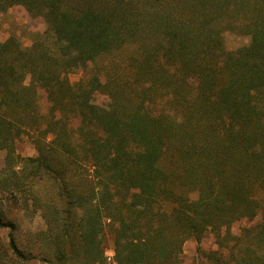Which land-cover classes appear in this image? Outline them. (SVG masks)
<instances>
[{"label":"trees","instance_id":"1","mask_svg":"<svg viewBox=\"0 0 264 264\" xmlns=\"http://www.w3.org/2000/svg\"><path fill=\"white\" fill-rule=\"evenodd\" d=\"M18 4L49 35L0 39V229L11 254L38 258L17 243L14 211L48 177L59 203L45 206L50 264H108V221L117 264H184L191 237L200 264H264V0H0V11ZM228 30L249 43L228 49ZM24 135L37 155L18 151ZM208 233L217 248L206 251Z\"/></svg>","mask_w":264,"mask_h":264},{"label":"rangeland","instance_id":"2","mask_svg":"<svg viewBox=\"0 0 264 264\" xmlns=\"http://www.w3.org/2000/svg\"><path fill=\"white\" fill-rule=\"evenodd\" d=\"M0 39L6 40L10 36L14 35L19 39L23 46H31L36 40H41L49 35L48 23L45 18L41 15H36L30 12L25 5L18 4L10 7L5 11H0ZM250 41V36L237 33L231 30L225 32V43L226 47L230 50H235L238 47L247 45ZM135 50L134 45L126 47L120 54L121 57L129 56ZM83 71L76 69L69 74L71 81H77ZM29 81V78L27 79ZM96 102L103 103L106 100V96L101 92H96L94 98ZM41 111L46 114L45 120L51 119V115L48 114L51 102L46 98L45 94L42 93L40 98ZM64 118L65 127L67 128V134L70 137H77V131L73 120L70 119V114L67 113ZM63 123V122H62ZM76 131V132H75ZM41 135V133H40ZM35 133V137H36ZM41 137V136H39ZM37 137V138H39ZM17 149L24 155H37L38 149L36 143L31 141L29 136L24 135L17 142ZM5 156L6 150L0 149V172L5 167ZM65 161L68 162L67 158ZM81 167H77L75 164H69V172L73 176L75 175L79 182L83 184L81 174L79 170ZM57 183L48 177L40 180L36 183L31 192H27L23 195L21 193L18 200L19 208L14 211L17 220V230L13 233L19 246L23 248L27 253L35 254L38 258L29 262L18 260L11 254L9 249V229H0V264H50L48 261L42 259L43 256L53 258L55 256V241L52 239V234L55 235L54 223L50 224L46 219L45 206L59 205L57 198ZM193 197H196V193H192ZM53 209V208H52ZM46 210V211H45ZM48 212V211H47ZM50 214V213H49ZM262 218L256 217L254 220H242L236 222L233 226V232L237 233L240 228L255 224ZM116 224L109 223L105 224V228L101 233V241L105 247V255L107 257L106 262L108 264H117L114 259V236H115ZM79 231H77V234ZM51 234V235H50ZM76 243L80 242L79 237H75ZM198 242L194 237L189 238L185 241L183 246V259L184 264H200L198 260L197 252ZM203 248L208 251L217 248L214 236L208 233L202 241ZM111 256L112 259H108ZM76 260V258H75ZM66 264H76L73 260Z\"/></svg>","mask_w":264,"mask_h":264},{"label":"built area","instance_id":"3","mask_svg":"<svg viewBox=\"0 0 264 264\" xmlns=\"http://www.w3.org/2000/svg\"><path fill=\"white\" fill-rule=\"evenodd\" d=\"M108 259H110V260H111V259H112V257H111V256H108Z\"/></svg>","mask_w":264,"mask_h":264}]
</instances>
